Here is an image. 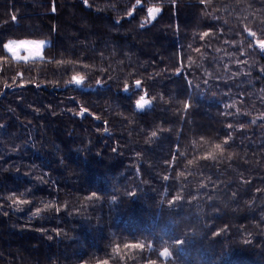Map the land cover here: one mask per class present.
Wrapping results in <instances>:
<instances>
[{
    "label": "trees",
    "instance_id": "1",
    "mask_svg": "<svg viewBox=\"0 0 264 264\" xmlns=\"http://www.w3.org/2000/svg\"><path fill=\"white\" fill-rule=\"evenodd\" d=\"M258 39L264 0H0V264H264Z\"/></svg>",
    "mask_w": 264,
    "mask_h": 264
},
{
    "label": "snow or ice",
    "instance_id": "2",
    "mask_svg": "<svg viewBox=\"0 0 264 264\" xmlns=\"http://www.w3.org/2000/svg\"><path fill=\"white\" fill-rule=\"evenodd\" d=\"M84 3L87 5L88 4V0H84ZM140 4V0H136V5H139ZM134 8H135V5H134ZM55 10V9H53ZM159 8H149L148 9V13L149 15L151 16L154 12H159ZM129 16L132 15V12H129L128 13ZM13 19H15V17H13ZM249 36L251 37H255L256 36V33L255 32H252V31H249ZM204 36H207L208 33L205 32L203 34ZM203 39V36L201 37ZM44 44V41H9L8 43H5L3 45L4 49H6L8 52L12 53L13 56H16L17 55V50L20 49V48H25V46H32L33 48H35L37 50V55H38V50L41 46H43ZM255 46H258L259 49L261 50L262 53H264V41H261L260 39L256 40L254 42V44H250V47H255ZM24 59H27V57H25ZM57 63H60V61H57ZM83 81V77L82 76H78V75H75L72 77V81L73 83H75L76 85H80ZM97 85L99 86L101 84V81L100 80H97ZM135 84V89L138 91L140 89V86H141V80L137 79L135 80L134 82ZM129 91V85L127 83H125L124 85V92L125 93H128ZM145 106H151V103L148 99H146L145 95H140L139 96V99H137L135 101V107L137 109H144ZM184 107L185 109H187L189 107L188 103L185 102L184 104ZM227 107V106H226ZM86 111V109H81V112H84ZM253 123H255V121H253ZM228 127H232V125H228ZM151 136L152 137H156L157 136V132L156 131H153L151 133ZM231 139V134L228 135L227 139H225L224 141V144L227 145L228 144V141ZM214 152H222L223 151V148H222V145L220 143H217L215 144L214 146V149H213ZM212 154L209 153V156H211ZM165 179H167V177H165ZM95 194H93L94 196ZM13 203L14 204H27L29 203L28 200H25V199H13ZM45 207H51V205H45ZM41 211L40 208H37L35 210V213L34 214H38L39 212ZM57 211H59V209H57ZM99 264H107V261H100Z\"/></svg>",
    "mask_w": 264,
    "mask_h": 264
},
{
    "label": "rangeland",
    "instance_id": "3",
    "mask_svg": "<svg viewBox=\"0 0 264 264\" xmlns=\"http://www.w3.org/2000/svg\"><path fill=\"white\" fill-rule=\"evenodd\" d=\"M153 15H154V13L152 14V16ZM22 41H31V40H22ZM8 42H6V43H8ZM17 42H19V41H17ZM48 45H49V42L44 41L43 46H41L38 50V55L36 54L37 50L35 48H33L32 46H25V48L18 49L16 56H13V54L8 52L6 49H4V50L15 61H33V60H39L42 58L43 50ZM25 57H27V59H24ZM164 255H167V253H164Z\"/></svg>",
    "mask_w": 264,
    "mask_h": 264
},
{
    "label": "water",
    "instance_id": "4",
    "mask_svg": "<svg viewBox=\"0 0 264 264\" xmlns=\"http://www.w3.org/2000/svg\"><path fill=\"white\" fill-rule=\"evenodd\" d=\"M74 84H75V83H74ZM75 85H76V84H75ZM76 86H78V87H79L80 85H76Z\"/></svg>",
    "mask_w": 264,
    "mask_h": 264
}]
</instances>
